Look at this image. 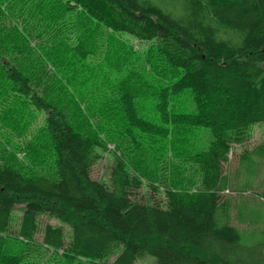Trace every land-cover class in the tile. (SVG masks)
Listing matches in <instances>:
<instances>
[{
    "label": "trees",
    "instance_id": "16d2710c",
    "mask_svg": "<svg viewBox=\"0 0 264 264\" xmlns=\"http://www.w3.org/2000/svg\"><path fill=\"white\" fill-rule=\"evenodd\" d=\"M255 123L264 0H0V264H264Z\"/></svg>",
    "mask_w": 264,
    "mask_h": 264
},
{
    "label": "rangeland",
    "instance_id": "374dc122",
    "mask_svg": "<svg viewBox=\"0 0 264 264\" xmlns=\"http://www.w3.org/2000/svg\"><path fill=\"white\" fill-rule=\"evenodd\" d=\"M131 41L135 45L136 48L142 49L146 46L145 42H141V44H140L139 42H137L136 39H131ZM182 103H183V107H184L185 112L192 111L193 104L190 100H184ZM249 132H250V140L248 141V143L241 145V146H234V152H232L233 154L231 155L230 162L225 164V169L230 170L232 173L235 172V170H237V168H238V161H237L238 160V154H239V152H241V150L243 148L250 149L257 144L264 143V123L252 124L250 126ZM207 136L210 137L209 134ZM26 137H28V135ZM109 146H111V145H109ZM110 158H111L110 154H108L107 152L103 153L102 159L96 165H94L92 168V176L93 177L100 178V179L105 178V175H107V172H108V167L111 164ZM240 177H241V175H240ZM260 181H261V179L258 178L255 182V184H256V188L254 189V190H256L255 192H258L257 186L260 183ZM144 191L146 192L147 189L145 188ZM150 193H151V191L148 192V194H150ZM223 195L224 196L227 195V196L233 198L234 201L241 202L242 200H246V202L249 205H251L250 198H252L253 193L251 191L250 192L248 191V192H246V194L243 195V197H245V198L239 197V194L237 191V180H236V184L231 186V189L226 190ZM16 213L19 215L20 210H17ZM47 222H50L51 224H57L58 223V221L56 219L43 215V216H41L40 222H39L40 228L43 227L44 224ZM40 235L41 234H37L36 237L40 238ZM135 264H153V258L150 256H144V257L138 259L135 262Z\"/></svg>",
    "mask_w": 264,
    "mask_h": 264
}]
</instances>
